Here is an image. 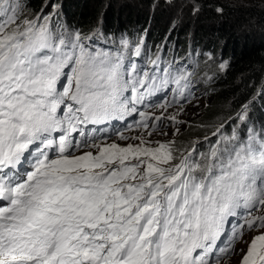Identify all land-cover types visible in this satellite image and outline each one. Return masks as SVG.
<instances>
[{"label":"snow or ice","instance_id":"snow-or-ice-1","mask_svg":"<svg viewBox=\"0 0 264 264\" xmlns=\"http://www.w3.org/2000/svg\"><path fill=\"white\" fill-rule=\"evenodd\" d=\"M51 7L0 0V264H221L245 229L258 234L240 264H264V126L221 125L206 151L151 140L164 119L179 132L191 66L146 56L143 39L53 25ZM134 114L125 130L141 134L116 135L138 143L89 130Z\"/></svg>","mask_w":264,"mask_h":264},{"label":"trees","instance_id":"trees-1","mask_svg":"<svg viewBox=\"0 0 264 264\" xmlns=\"http://www.w3.org/2000/svg\"><path fill=\"white\" fill-rule=\"evenodd\" d=\"M175 2L187 6L167 28L159 22L162 17L167 22L172 18L165 0H23L26 11L33 14L50 13L51 5H58L53 25L59 22L85 36L95 33L116 42L124 36L133 45L143 39L146 56L159 53L165 62L181 57L176 63H193L205 103L169 138L177 148L201 140L206 151L209 144L205 142L216 141L212 133L221 125L225 134L235 129L244 136L248 127L259 130L264 126V0ZM221 63L226 64L223 70ZM209 76L211 80L206 79ZM242 112L243 122L237 119Z\"/></svg>","mask_w":264,"mask_h":264},{"label":"rangeland","instance_id":"rangeland-1","mask_svg":"<svg viewBox=\"0 0 264 264\" xmlns=\"http://www.w3.org/2000/svg\"><path fill=\"white\" fill-rule=\"evenodd\" d=\"M165 1H167V2L169 1L167 8L169 11L168 13H170V18L171 17L172 18L167 22V20L164 17H162L159 22L161 23V26L167 25V28H169V26L172 25V21L174 19H176L179 16H182L183 12L185 11L183 8L185 6H187V4L186 3H181V4L176 3L175 0H165ZM232 1H234V0H232ZM235 1L240 2V1H245V0H235ZM154 13H151V14H153L152 17H154V15H155V18H157L158 14H154ZM149 22H150V20H149ZM163 23H165V24H163ZM160 46H161V44H160ZM160 46H159V48H160ZM179 49H180V47L177 46L176 50H179ZM189 58L191 59V57H189ZM173 60H175V62H179L181 60V57L180 58L176 57ZM172 61L169 60L167 62H172ZM189 66H191V68L193 69V63H192V65H189ZM193 80L196 82V87L194 88V91L192 92V94L189 96L188 101L184 103L183 111L180 113V115L178 117V119L181 121V123L178 125L179 130L184 127V125L190 120V118L194 114H196L199 111V109L202 107V105L205 103V96L202 92V89L199 85V82L197 81L196 78H194V76H193ZM163 99H164L163 93H160L157 96H154L151 98V103L155 104L158 101L160 103H163ZM167 99H169V100L171 99V93H169ZM147 110L150 113H154L155 115L161 114V110L159 108H156V107H152V108H149ZM176 111H177V109L175 107H171V108L167 109V112L164 113V115L165 116L172 115ZM137 120H139V116L135 115V114L133 116L126 117L124 120H113L114 121V123H113L114 129L112 130V132H108L107 134L102 135L98 131V132H95L94 134L97 136L106 137L108 143L116 141L121 146H124L127 143H138V141H134L131 139L126 140V141H120L117 139V135H116L118 132H124V134L126 136H129V137L140 135L141 132L143 131L142 129L141 130L133 129L131 131L125 130L127 128V125L133 124ZM98 127L99 126H96V128H98ZM90 129L91 128L89 126V130ZM161 130L166 131L167 135H161ZM174 132H175V126H173L172 123L170 121H168L167 119H164L161 121L158 129L152 135L151 140H153V141L159 140L161 142L167 141L173 135ZM145 135H146V133H145ZM197 141L199 142L198 143V150L203 151L205 146L201 145L202 144L201 140H197ZM205 143L209 144L208 141H206ZM238 211L240 213L239 215H237L234 218H230L229 221L231 222L230 223L231 227H229L227 229V232H230L232 225L235 224L237 222V220L242 222V217L246 214V210L240 209ZM254 214H257V213H254ZM256 234H258V231H256V230L245 229L243 237L235 244L232 254L229 257H227L226 260H222L221 264H240L243 254L246 253V251H247L248 243H250L252 237ZM226 235H227V233H226ZM223 239H226V236ZM245 241H247L248 243H245Z\"/></svg>","mask_w":264,"mask_h":264}]
</instances>
